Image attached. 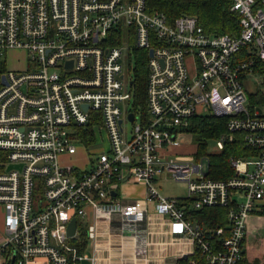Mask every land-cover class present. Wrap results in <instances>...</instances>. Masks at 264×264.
I'll return each instance as SVG.
<instances>
[{
  "label": "built area",
  "instance_id": "built-area-1",
  "mask_svg": "<svg viewBox=\"0 0 264 264\" xmlns=\"http://www.w3.org/2000/svg\"><path fill=\"white\" fill-rule=\"evenodd\" d=\"M230 1L237 35L207 33L193 16L149 13L146 0H0V59L25 56L22 70L0 62V264H95L85 251L102 223L145 259L150 205L168 222L170 244L190 248L186 257L241 264L250 217L264 209V112L246 106L243 88L264 74V0ZM133 50L148 56L145 113L132 105ZM198 108L226 118L217 151L236 134L248 151L230 159L227 181L206 177V157L173 153L190 120L204 116ZM87 129L105 133L109 149L72 164ZM160 176L186 183L187 196L160 197ZM126 180L141 183L144 196L118 195ZM205 208L227 209L226 223L206 228L188 216ZM186 251L163 263L176 264Z\"/></svg>",
  "mask_w": 264,
  "mask_h": 264
},
{
  "label": "trees",
  "instance_id": "trees-1",
  "mask_svg": "<svg viewBox=\"0 0 264 264\" xmlns=\"http://www.w3.org/2000/svg\"><path fill=\"white\" fill-rule=\"evenodd\" d=\"M230 6V0H146V10L149 13H163L169 20L181 15L193 16L205 32L213 35L238 34L239 17L230 11ZM147 59L146 50H133L128 56L127 68L131 82L130 88L134 112L140 109V111L145 113ZM184 133H189L193 137L196 148L195 158H207L208 170L206 177L213 181H227L231 178L233 170L229 164L230 159L244 156L248 152L243 148L239 134L235 135L232 142H226L222 150L206 152L207 140L215 139L217 141L222 134L227 133L226 118L224 117L212 115L193 117ZM79 139L86 146H90L94 142V134L90 129H87L81 132ZM226 215L227 209L223 208H205L188 213V216L193 221L206 228H216L224 225L226 223ZM257 215L264 218V209L258 212ZM75 244H77L76 246H78L79 250L85 249L84 234L81 235V241ZM244 254L242 253V255ZM189 260H193L195 264H204L198 253L187 257V259H179L176 264H188Z\"/></svg>",
  "mask_w": 264,
  "mask_h": 264
},
{
  "label": "rangeland",
  "instance_id": "rangeland-1",
  "mask_svg": "<svg viewBox=\"0 0 264 264\" xmlns=\"http://www.w3.org/2000/svg\"><path fill=\"white\" fill-rule=\"evenodd\" d=\"M1 59L0 62L4 60L7 62L6 66L8 69L22 70L24 68L25 56L23 52L12 51ZM243 88L245 94L249 98H247L246 106L250 109L258 108L264 112V74L255 72L243 82ZM197 113L205 115L203 108H198ZM179 139L181 146L176 149L175 153L189 155L196 152L192 135L184 133ZM216 142L215 139L207 140V153L217 151ZM75 145L78 148V154L75 158L70 159L72 164H76L81 159L88 162L89 159H93L100 152L109 149V142L105 133H103L102 136L97 133L96 136H94V142L90 146H86L79 140L75 141ZM154 183L157 194L162 198H185L187 196V185L184 182H176L168 177H162L158 178ZM133 190L134 193H141V189L139 188ZM257 213H254L249 220L246 239L242 249V252L245 253L241 257L242 264H264V218L259 217ZM1 217L2 215L0 214V238L4 235L2 231ZM82 221L83 220L78 219V224L82 225ZM84 223L88 226L93 225L90 211H88V216ZM92 244L93 241L89 239L85 251V255L89 258L92 256ZM83 264L89 263L84 262Z\"/></svg>",
  "mask_w": 264,
  "mask_h": 264
},
{
  "label": "crops",
  "instance_id": "crops-1",
  "mask_svg": "<svg viewBox=\"0 0 264 264\" xmlns=\"http://www.w3.org/2000/svg\"><path fill=\"white\" fill-rule=\"evenodd\" d=\"M175 151L176 149L173 153H175ZM162 177L166 176H160L158 178ZM135 188L141 189V193H134L133 189ZM118 189L117 194H121L128 199H139L145 194L144 186L141 183H136L132 180H126L119 186ZM0 212H2L1 208ZM0 214L2 215V213ZM148 214L150 215L152 223L151 230L153 231V245L151 246V250L147 258L141 259L134 257L132 254V241L130 239L119 240L116 234L110 233L108 229H105V224L102 223L98 225L96 238L92 244V256L94 255L95 257V264H164L163 260L181 252V250H187V254L184 256H188L190 253L189 247L182 249L178 245L170 244V237L168 234L169 226L166 219L157 216L153 212V206L151 205L148 206ZM1 224H3V215L1 217Z\"/></svg>",
  "mask_w": 264,
  "mask_h": 264
},
{
  "label": "water",
  "instance_id": "water-1",
  "mask_svg": "<svg viewBox=\"0 0 264 264\" xmlns=\"http://www.w3.org/2000/svg\"><path fill=\"white\" fill-rule=\"evenodd\" d=\"M149 55L151 56V51L149 52ZM2 79H3V81H5L4 78H2ZM86 108H87V107H84V109H86ZM128 119H129L130 122H132V121H133V115H132V114H129V115H128ZM13 167H14V166H8L7 170H9V169H11V168H13ZM18 168H19V167H18ZM75 230H76V220H75V219H72L71 222H70L69 225H68L67 236H68V237H72V236H74V234H75ZM183 258H184V259H187L186 256H183Z\"/></svg>",
  "mask_w": 264,
  "mask_h": 264
}]
</instances>
